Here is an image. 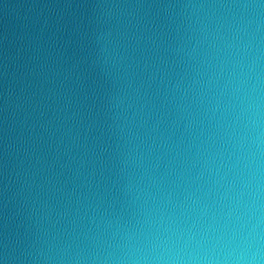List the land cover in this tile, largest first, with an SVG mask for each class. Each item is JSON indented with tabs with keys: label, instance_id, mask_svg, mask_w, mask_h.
Here are the masks:
<instances>
[{
	"label": "clouds",
	"instance_id": "obj_1",
	"mask_svg": "<svg viewBox=\"0 0 264 264\" xmlns=\"http://www.w3.org/2000/svg\"><path fill=\"white\" fill-rule=\"evenodd\" d=\"M17 7L0 264H264V0Z\"/></svg>",
	"mask_w": 264,
	"mask_h": 264
},
{
	"label": "water",
	"instance_id": "obj_2",
	"mask_svg": "<svg viewBox=\"0 0 264 264\" xmlns=\"http://www.w3.org/2000/svg\"><path fill=\"white\" fill-rule=\"evenodd\" d=\"M30 2L33 0H0V36H2L4 24L12 21L21 11L17 6Z\"/></svg>",
	"mask_w": 264,
	"mask_h": 264
}]
</instances>
